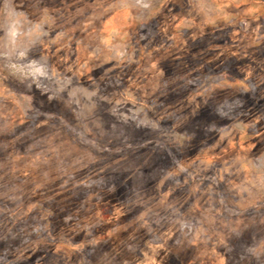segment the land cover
<instances>
[{"label": "rangeland", "instance_id": "rangeland-1", "mask_svg": "<svg viewBox=\"0 0 264 264\" xmlns=\"http://www.w3.org/2000/svg\"><path fill=\"white\" fill-rule=\"evenodd\" d=\"M168 2L0 0V223L14 213L1 239L31 228L43 248L71 249V264H264V96L244 105L253 83L227 65L157 72L178 60L160 33L237 25L264 39V0H178L176 23ZM194 95L213 100L201 121L187 115ZM103 188L122 199L103 215L124 219L97 237L71 202ZM58 214L73 232L53 231ZM44 249L45 264L70 260Z\"/></svg>", "mask_w": 264, "mask_h": 264}, {"label": "trees", "instance_id": "trees-1", "mask_svg": "<svg viewBox=\"0 0 264 264\" xmlns=\"http://www.w3.org/2000/svg\"><path fill=\"white\" fill-rule=\"evenodd\" d=\"M175 1L178 2V0H171L170 4L174 3ZM187 1L188 0H182L184 3ZM170 4H168L165 10H163L165 12V16L168 17L172 16V8ZM159 17H161V15H159ZM209 30L210 35H213L215 30H218V28L214 26ZM221 31V36L225 39V42L222 44L224 49L216 50L215 52L210 51L211 54L207 53L206 57L202 56V59L215 60V62L217 61V64L215 65L216 67L224 60V58L227 57L228 60L233 62L232 69H234V73L238 77L246 80V82H252L255 86L257 95L260 94L261 96H264V39H260L256 42L251 40V34L245 32L237 25L231 26L228 30L224 29ZM197 58L200 59L198 56ZM185 99L190 101L191 98H189V95H187ZM200 100V98H197L194 101V105L199 106ZM103 190H98L89 194L85 193V195L83 194V203H79L78 201H73V203L71 202V206L76 207L74 210H72L73 214H75L76 217L81 221L90 223L93 226V232L95 235H97V237H100V234L103 232L108 233L109 236L116 233L117 230L118 233H121L122 231H120V221L124 219V217L121 215V211L119 213L116 212L113 216H111V218L103 215L102 206L105 204V201L122 209V206L118 204L122 202L120 201L122 200L120 199L121 197H113L114 195H112L111 192L109 194L103 195ZM54 217L55 218L52 221V229L55 233H58L59 231H64L66 233L73 232L72 230L75 225V221L72 218L67 221L63 220L59 222L56 220V218L61 216L58 214L54 215ZM105 218L108 221L107 224H97V221H103ZM115 223L120 224L117 226ZM46 247H48V250H58V248L61 247L62 250L66 252V259H71L74 255L71 249L61 244H48ZM44 248L42 250V256L45 255L47 250ZM50 260L52 259L50 258Z\"/></svg>", "mask_w": 264, "mask_h": 264}, {"label": "flooded vegetation", "instance_id": "flooded-vegetation-1", "mask_svg": "<svg viewBox=\"0 0 264 264\" xmlns=\"http://www.w3.org/2000/svg\"><path fill=\"white\" fill-rule=\"evenodd\" d=\"M171 0H169L168 3L165 4V6H167L168 4H170ZM180 2V1H179ZM185 5V4H183ZM171 8H172V16L169 18V20L171 19V23H176L177 21H179L181 18L180 17V8L179 3L177 1H175L174 3L170 4ZM221 30H215L213 35H210V30H201V31H195L193 29L187 31L185 34H183L180 31H173V33H160V36L163 35L165 38H170L172 40V47L174 48H167V56L171 57V56H177L176 58L178 60H176L177 63H175V60H172L170 63H174L173 65H164L161 64L158 68H157V72L159 73H175V72H183V73H187L189 74L190 71H197L200 69H211V70H216L219 69L225 65H227L228 69H231L233 74L235 75L237 81L236 83H247L246 80L242 79L241 77H238L235 73H234V69H232V65L233 62L231 60H228V58H224V60L215 67V65L217 64V61L215 62V60H205L202 59L204 57H206L207 53L211 54L210 51L215 52L216 50H223L224 46L222 45L225 42V39L221 36ZM160 36H157L156 39L159 41H161L162 43L164 41L161 40ZM212 38V39H210ZM198 39H200L198 41ZM192 41H194L193 43H191ZM191 43V44H190ZM162 46V45H161ZM240 48V47H239ZM197 56L200 58L198 59ZM207 59V58H206ZM249 81V80H248ZM252 83V82H251ZM252 89L255 94L254 96L248 98L249 96H247L246 92H245V102L244 105L247 104L248 105V101H252L253 105H256L257 103V98H259L261 95L256 93V89L255 86H252ZM188 93V91H187ZM186 94V92L183 93V96ZM189 95V94H187ZM186 95V96H187ZM185 96V97H186ZM190 98V95H189ZM195 100L198 98H200V105L196 106L193 105V107H195L193 110L192 108H190V111L187 110V115H193V118L195 119H201L204 118V116L207 115V113H205L204 111L207 110L208 113L212 112V102L213 100L210 98H205L204 95H194ZM256 102V103H254ZM258 106L261 105L260 102L257 103ZM192 107V106H191ZM205 108V109H204ZM255 108V107H254ZM189 111V112H188ZM213 114V113H212ZM186 115V116H187ZM210 117V114H208L207 118ZM200 123V122H197ZM195 123V124H197ZM195 133L194 136L192 137V143L191 145L188 147L187 151L185 152V157L188 158H192V156L195 155H199V153L197 152V148L200 145L201 142V138H202V127L200 125L197 124V127H195ZM261 129L260 131H257V135H253V136H260L261 133ZM246 140H248L247 138L243 141L246 142ZM260 143V142H259ZM235 148L234 145L232 146H228L227 148L221 150L220 152H211L209 155L213 158L219 159L220 157L227 155L229 153H232L233 150ZM104 189V188H103ZM106 189H104L102 192L105 194Z\"/></svg>", "mask_w": 264, "mask_h": 264}, {"label": "crops", "instance_id": "crops-1", "mask_svg": "<svg viewBox=\"0 0 264 264\" xmlns=\"http://www.w3.org/2000/svg\"><path fill=\"white\" fill-rule=\"evenodd\" d=\"M28 9V8H27ZM29 10H33L32 8ZM23 143H17L16 144V149L17 151H21L24 152V147H23ZM20 202V200H17V202ZM14 213L12 212H7L2 216V221L0 223V235L1 234H7V227H5L6 223L8 224V219L11 215H13ZM21 217L23 219L26 218V216L23 214H21ZM25 229V227H24ZM23 229V233L24 232ZM28 233L29 231L31 232V228H26L25 229ZM25 236H22V238L16 237V236H12V238L10 239V241L8 240H4L0 238V253H2L3 251L5 252V255H7V257H14L16 258V262L18 264H41L42 261H40V256H39V251L43 250V247L41 246L42 243H40V238L38 237H33L29 234H32L33 232L29 233ZM31 236V238H30ZM2 237V236H0ZM30 259V261H27V259ZM64 264H71L72 260H67L65 262H63ZM0 264H4V261L0 260Z\"/></svg>", "mask_w": 264, "mask_h": 264}]
</instances>
